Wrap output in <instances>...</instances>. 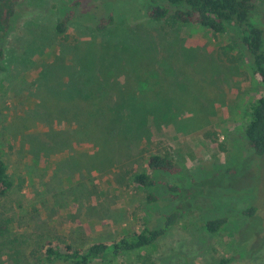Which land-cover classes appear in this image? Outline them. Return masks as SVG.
I'll return each mask as SVG.
<instances>
[{
	"label": "rangeland",
	"instance_id": "rangeland-1",
	"mask_svg": "<svg viewBox=\"0 0 264 264\" xmlns=\"http://www.w3.org/2000/svg\"><path fill=\"white\" fill-rule=\"evenodd\" d=\"M9 5L0 124L14 188L0 196V264H33L30 252L54 240L76 248L111 242L158 227L176 210L182 218L154 247L116 264H264V155L244 133L263 85L242 30L180 24L166 33L148 12L184 7L167 0ZM71 11L67 33H58ZM250 21L264 33V4ZM156 141L172 148L181 174L149 168ZM140 172L176 191L159 186L160 200L148 204L151 190L133 182ZM213 219H225L215 233L206 228Z\"/></svg>",
	"mask_w": 264,
	"mask_h": 264
},
{
	"label": "trees",
	"instance_id": "trees-1",
	"mask_svg": "<svg viewBox=\"0 0 264 264\" xmlns=\"http://www.w3.org/2000/svg\"><path fill=\"white\" fill-rule=\"evenodd\" d=\"M171 5L184 6L172 10L168 6H153L148 15L155 21H164L163 30L168 33L180 24L198 25L207 28L219 35L228 34L229 23L235 24L242 30L241 46L248 56L254 75L263 85V95L253 106L250 113V121L244 129L245 138L250 148L256 155H264V33L263 29L250 21L251 11L257 4H264V0H167ZM10 0H0V75L6 71L4 60L6 50L4 40L8 38L13 22V12L10 9ZM74 12L65 14L57 22L56 31L66 34L69 25L74 20ZM112 23V17L101 18L98 26L99 32ZM86 69L81 71L76 79L74 95L82 97L85 94ZM1 86V81H0ZM73 96V95H72ZM1 98V91H0ZM80 100V99H78ZM80 104V103H79ZM81 105V104H80ZM155 150L147 159L149 168L156 172L170 175L182 173L174 160L172 148L165 141H156L152 144ZM133 182L140 188L150 189L147 203L156 204L160 197L156 193L159 186H166L171 191H176L175 186L159 180L145 172L135 174ZM14 188V180L9 172V167L3 158L1 148V124H0V196L8 195ZM253 214V209L250 210ZM183 212L173 211L163 217V222L158 227H146L135 230L111 242H95L87 246L76 248L71 244L54 240L45 246L35 248L29 254L33 264H92L101 260L103 264H116L127 254L141 249L154 247L157 242L166 236L169 231L182 218ZM225 223V219H213L206 223L210 232H218Z\"/></svg>",
	"mask_w": 264,
	"mask_h": 264
}]
</instances>
